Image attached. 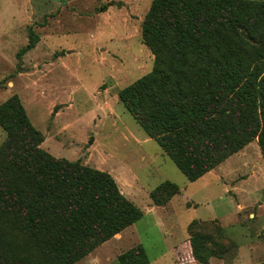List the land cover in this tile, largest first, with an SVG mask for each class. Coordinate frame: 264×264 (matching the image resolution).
Listing matches in <instances>:
<instances>
[{"label":"trees","instance_id":"trees-1","mask_svg":"<svg viewBox=\"0 0 264 264\" xmlns=\"http://www.w3.org/2000/svg\"><path fill=\"white\" fill-rule=\"evenodd\" d=\"M142 40L155 57L153 70L123 89L119 100L188 181L197 182L257 138L264 156V3L154 0ZM38 42L31 36L22 52ZM0 127L7 136L1 171L17 175L0 181V213L12 217L46 264H78L143 218L111 175L44 151V136L18 96L0 107ZM165 186L173 192L161 200ZM179 193L167 182L150 199L162 207ZM195 223L188 232L197 263L216 259L214 248L230 249L220 239L221 233L227 237L222 227L206 224L197 230ZM118 262L150 264L142 245ZM0 264L31 263L0 254Z\"/></svg>","mask_w":264,"mask_h":264},{"label":"rangeland","instance_id":"rangeland-1","mask_svg":"<svg viewBox=\"0 0 264 264\" xmlns=\"http://www.w3.org/2000/svg\"><path fill=\"white\" fill-rule=\"evenodd\" d=\"M153 1L0 0V107L18 96L34 128L44 136V151L111 175L147 215L153 190L167 181L179 187L181 195L171 217L178 229L174 238L165 242L167 235L152 224L150 216L128 230H139L150 256L168 243L189 239L187 228L198 221L195 229L212 224L222 227L227 236L221 233L220 239H226L230 249L213 251L216 259L224 261L211 264H262L264 156L259 138L241 156L225 163L224 169L233 173L226 175L218 168L190 182L157 141L141 143L147 134L119 100L123 89L153 70L155 57L142 40V25ZM245 34L248 39L242 37L253 44ZM31 36L39 42L23 53ZM6 142L0 127V152ZM6 160L5 155L0 158L2 184L17 176L12 170L1 171ZM164 189L161 200L173 192L170 186ZM11 218L0 213V254L8 261L46 264L44 255L12 225ZM126 246L111 242L80 264H118ZM137 246L131 239L128 248Z\"/></svg>","mask_w":264,"mask_h":264},{"label":"crops","instance_id":"crops-1","mask_svg":"<svg viewBox=\"0 0 264 264\" xmlns=\"http://www.w3.org/2000/svg\"><path fill=\"white\" fill-rule=\"evenodd\" d=\"M149 140H153L151 138H146L143 142L141 143H147L149 142ZM246 150V148L244 150H242L241 152H239L238 154H236L235 156L229 158L226 162H224L222 165H220L219 167H217L215 170H213L212 172L208 173V174H212L213 172H216V170H218V168H220L221 170L224 171V173L227 175V174H230V173H233L234 171L230 170L231 168H228V169H224L225 165L229 162H231L232 160H234L235 158H238L239 156H241V154ZM163 151V150H162ZM164 153V152H163ZM165 155V154H164ZM166 156V155H165ZM226 163V164H225ZM207 174V175H208ZM205 175V176H207ZM204 176V177H205ZM203 177V178H204ZM201 178V179H203ZM200 179V180H201ZM199 181V180H198ZM168 182V181H167ZM167 182H164V183H167ZM162 183V184H164ZM168 183H171V182H168ZM161 184V185H162ZM173 184V183H171ZM175 185V184H174ZM119 186V185H118ZM120 188V191L121 193L129 200L131 201L132 203H134L132 200H131V196L127 195L128 192H125V190H123V188H121V186H119ZM127 189V187H126ZM154 191V190H153ZM151 194V193H150ZM181 195V190H180V193L176 196H174L170 201L169 203L166 205V206H155L151 200V203L148 205L149 207V214H145L144 213V216L143 218L140 220L142 221L144 218H146L147 216H150L152 218V224L159 230H162V234H166L165 237V242L168 241L170 238H174L177 234V227H176V223H174V220L173 218L171 219L172 217V213H173V209H177V204L175 202L176 198H178L179 196ZM135 204V203H134ZM189 204V203H188ZM187 204V205H188ZM187 205H184L185 207ZM140 221H138L137 223H135L134 225L130 226L129 228H127L126 230H124L121 234L117 235L115 238H113L112 240L106 242L105 244H103L102 246H106L107 244H110L111 242L115 243V244H118V245H127V250H121L120 252V255L128 252L129 250L132 249L131 248H128L131 244V239H135V241L137 242V244L139 245H142V236H140V232L138 229H136L135 231L131 232V233H128L129 229L131 228H134V226L136 224H138ZM165 222V223H164ZM194 222H197V221H194ZM192 224V223H191ZM190 224V225H191ZM189 225V226H190ZM188 226V228H189ZM188 228H187V232H188ZM133 241V240H132ZM127 243H130V244H127ZM101 246V247H102ZM144 247V246H143ZM165 249L164 250H159L158 253H155L153 254L152 256H150L148 250L144 247L146 253H147V256H148V259H149V263L150 264H199L195 261L194 257H193V254H192V249H191V245H190V239H185L184 241L180 242L179 244H175V243H168V246H164ZM155 248H159V245H154V249ZM119 255V256H120ZM90 256V255H89ZM88 256V257H89ZM119 256L117 257V263L119 264L118 262V258ZM86 259V258H85ZM84 259V260H85ZM83 260V261H84ZM224 261V260H219V259H211L209 261L208 264H211L213 261ZM236 260V259H235ZM82 262V261H81ZM80 262V263H81ZM237 262V261H236ZM235 261L231 262V264H236ZM78 263V264H80ZM227 264V263H226Z\"/></svg>","mask_w":264,"mask_h":264},{"label":"water","instance_id":"water-1","mask_svg":"<svg viewBox=\"0 0 264 264\" xmlns=\"http://www.w3.org/2000/svg\"><path fill=\"white\" fill-rule=\"evenodd\" d=\"M242 36L248 39V36H246L245 33H242ZM58 111H59V109H56V110H55V113H57Z\"/></svg>","mask_w":264,"mask_h":264}]
</instances>
